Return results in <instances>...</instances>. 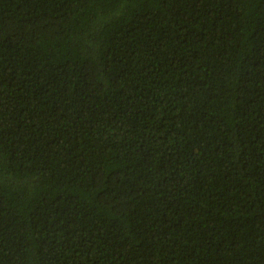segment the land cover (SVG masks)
Masks as SVG:
<instances>
[{"label": "trees", "instance_id": "1", "mask_svg": "<svg viewBox=\"0 0 264 264\" xmlns=\"http://www.w3.org/2000/svg\"><path fill=\"white\" fill-rule=\"evenodd\" d=\"M0 264H264V0H0Z\"/></svg>", "mask_w": 264, "mask_h": 264}]
</instances>
